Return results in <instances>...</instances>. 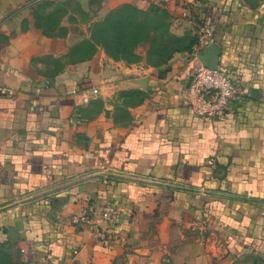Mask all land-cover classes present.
<instances>
[{
  "label": "crops",
  "instance_id": "crops-1",
  "mask_svg": "<svg viewBox=\"0 0 264 264\" xmlns=\"http://www.w3.org/2000/svg\"><path fill=\"white\" fill-rule=\"evenodd\" d=\"M124 3L164 11L169 58L92 39ZM198 62L239 88L215 117L181 99ZM106 201L113 224L75 220ZM0 246L10 264H264V0H0Z\"/></svg>",
  "mask_w": 264,
  "mask_h": 264
},
{
  "label": "trees",
  "instance_id": "trees-1",
  "mask_svg": "<svg viewBox=\"0 0 264 264\" xmlns=\"http://www.w3.org/2000/svg\"><path fill=\"white\" fill-rule=\"evenodd\" d=\"M154 15L153 18L148 16ZM158 16L163 20L156 21ZM162 25L165 27L164 37L172 38V46L167 52L159 53V50L153 51L150 55H155L154 63L165 61L172 54L178 41L175 37L167 35L168 26L164 20V11L156 6H151L147 10L131 3H124L118 7L109 10L101 19L92 23V39L101 43L107 52L113 56L122 57L128 61L138 60L137 49L143 42H148L149 46L154 47L155 30ZM197 37L196 33L193 35ZM86 44L93 47V42ZM8 253L0 246V264H10Z\"/></svg>",
  "mask_w": 264,
  "mask_h": 264
},
{
  "label": "built area",
  "instance_id": "built-area-1",
  "mask_svg": "<svg viewBox=\"0 0 264 264\" xmlns=\"http://www.w3.org/2000/svg\"><path fill=\"white\" fill-rule=\"evenodd\" d=\"M181 13L186 16L187 10L183 9ZM197 34L199 39H202L205 35L211 34V28L207 24H201L197 28ZM92 91L95 92L96 88ZM238 91L239 88L233 77L225 69L198 62L189 72L188 82L181 92V99L195 114L215 117L224 111ZM88 100L89 95L83 94L82 101ZM75 220L88 222L94 227L95 232H99L100 222L106 227L114 223V206L109 201L99 204L88 202L75 216Z\"/></svg>",
  "mask_w": 264,
  "mask_h": 264
},
{
  "label": "rangeland",
  "instance_id": "rangeland-1",
  "mask_svg": "<svg viewBox=\"0 0 264 264\" xmlns=\"http://www.w3.org/2000/svg\"><path fill=\"white\" fill-rule=\"evenodd\" d=\"M149 18H153L154 15H151V16H148ZM163 18L162 16H158L156 18V21H161L162 22ZM158 29L155 30L154 34H155V42H154V47L152 46H149L148 45V48H146V51H142L140 49V47L137 49V53L139 54V58L138 59H141L143 56L144 58L149 61V62H152L154 63L155 61H153L155 59V55H150L148 54L149 53V49L151 51V53H153V51L159 50V53H163V52H167L171 46H172V38H169L168 37H164V30H165V27H162V25H159L157 27ZM169 35V34H168Z\"/></svg>",
  "mask_w": 264,
  "mask_h": 264
}]
</instances>
